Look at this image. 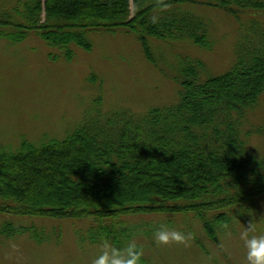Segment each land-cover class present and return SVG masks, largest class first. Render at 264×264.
<instances>
[{
  "label": "trees",
  "instance_id": "1",
  "mask_svg": "<svg viewBox=\"0 0 264 264\" xmlns=\"http://www.w3.org/2000/svg\"><path fill=\"white\" fill-rule=\"evenodd\" d=\"M187 4L239 22L228 67L204 78L202 62H181L175 102L143 113L97 110L61 139L22 140L16 151L1 152V214L93 218L98 228L81 240L103 236L101 243L123 248L131 230H117L116 218L191 213L217 242L235 208L264 195V156L248 146L245 130L264 92V0H10L1 5L0 37L18 43L34 34L69 60L70 45L91 49L87 31L119 28L134 33L145 59L158 67L151 38L213 47L209 23ZM29 230L10 221L0 225L1 235Z\"/></svg>",
  "mask_w": 264,
  "mask_h": 264
},
{
  "label": "rangeland",
  "instance_id": "2",
  "mask_svg": "<svg viewBox=\"0 0 264 264\" xmlns=\"http://www.w3.org/2000/svg\"><path fill=\"white\" fill-rule=\"evenodd\" d=\"M5 1L10 0H0V9ZM186 7L209 23L213 47L202 49L190 40L168 44L151 38L158 67L145 59L135 34L119 28L87 31L91 49L72 44L73 57L69 60L62 49L46 45L34 34L18 43L0 37V153L16 151L22 140L39 145L43 140L61 139L93 119L97 110L103 114L126 108L143 113L152 106L175 102L181 62H202L200 75L204 78L225 70L233 59L239 22L221 10ZM248 119V146L264 156V92ZM238 209L246 215H237ZM4 221L30 230L12 236L0 234V264H92L106 246L101 243L103 236L100 242L81 240L87 238L90 227L98 228L93 218L0 213V225ZM251 221L253 234L264 233V195L236 207L232 225L219 233L217 242L206 237L191 213L121 216L114 220L117 230L122 226L131 230L129 241L134 240L142 249L144 264H245L240 233ZM103 225L112 226L111 220ZM162 225L182 231L190 239L186 244L158 245L154 233Z\"/></svg>",
  "mask_w": 264,
  "mask_h": 264
},
{
  "label": "clouds",
  "instance_id": "3",
  "mask_svg": "<svg viewBox=\"0 0 264 264\" xmlns=\"http://www.w3.org/2000/svg\"><path fill=\"white\" fill-rule=\"evenodd\" d=\"M243 214L238 209L237 215ZM254 232L251 221L240 233L245 249V264H264V233L253 234ZM188 239L190 237L182 231L169 229L164 225L154 233V240L158 245L186 244ZM92 264H142V249L134 240H130L123 248L104 246Z\"/></svg>",
  "mask_w": 264,
  "mask_h": 264
}]
</instances>
